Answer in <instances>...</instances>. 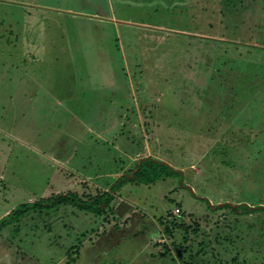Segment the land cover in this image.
<instances>
[{"label":"rangeland","instance_id":"374dc122","mask_svg":"<svg viewBox=\"0 0 264 264\" xmlns=\"http://www.w3.org/2000/svg\"><path fill=\"white\" fill-rule=\"evenodd\" d=\"M12 1L25 4L0 12V219L60 194L111 201L98 215L67 203L27 214L0 232V264L18 248L22 264H65L72 250L75 264H142L155 241L166 254L147 264H184L155 216L264 205V0ZM147 156L179 172L123 185ZM199 220L191 246L208 248L189 261L264 264V213Z\"/></svg>","mask_w":264,"mask_h":264},{"label":"trees","instance_id":"16d2710c","mask_svg":"<svg viewBox=\"0 0 264 264\" xmlns=\"http://www.w3.org/2000/svg\"><path fill=\"white\" fill-rule=\"evenodd\" d=\"M8 2L14 3V4H19V5H24L25 2H17V1H12L9 0ZM30 4V3H28ZM112 5V4H111ZM5 6H3L2 9H0V12L5 11ZM26 8H20L21 14L20 16H23V12ZM38 10V9H37ZM88 20H91L90 17H87ZM27 27V25H25ZM25 27V28H26ZM100 28L95 29L93 32L94 33H98V30ZM93 34V33H92ZM36 38V37H35ZM24 42L27 43V45H29L28 40H25ZM32 43L36 44L37 40L35 42L34 38H32ZM247 50H249V48H247ZM72 51V50H71ZM68 64V63H67ZM67 94V93H66ZM27 97V95H26ZM29 97H32L31 95H29ZM45 97V96H44ZM66 99V98H64ZM221 110V109H218ZM212 116H214L213 120H218L219 117L223 116L224 114L221 112H218L217 114L215 113H210ZM208 118V117H207ZM35 120V119H34ZM201 122H205L204 118L201 120ZM201 124V123H200ZM218 127V126H217ZM217 127L215 128V130L217 129ZM212 128V127H211ZM227 134V132L224 134V136ZM179 172V170L174 169L169 163L165 162V161H160L158 159H154L150 156L144 157L140 160L138 166H136V169L133 170L132 172L123 174L120 176V181L123 185L130 183L132 185H143V186H150V185H155L156 183H162V182H166L167 178H172L175 176V174ZM55 198H48V199H38L36 201L33 202H28V203H22L16 206V208H14L11 212H9L6 216H4L2 219H0V232L7 228V227H11V230H15L17 228H15V225L18 224L27 214L29 213H37L38 215H41V213L45 212V211H50L53 208L67 203V204H71L73 206L78 207L80 210L83 211H89L92 212L96 215L100 214L101 212H104L106 209L103 208L104 205L106 204V206H108L110 204L111 201V195L109 193H104L103 196L99 197V198H93L91 200H83L80 199L79 197H77L76 195H72L70 193L68 194H60V195H56L54 196ZM239 201H236V203H238ZM215 205V206H214ZM214 205H208V208H203L204 213L195 218L192 213H188L187 210H183V208L179 205L176 204L173 211H170L169 213H167L166 215H168L167 218H165V216H155L158 223H160L164 228V231L168 234L169 237L174 238L175 240L173 241L174 244V248L172 247V249L175 251V254L180 258V260H182V263L184 264H194L193 261H189L188 259H195L197 257H204L202 256V254H206V249L207 244L209 242V237H208V242L204 241H199L198 242V250L196 251V253H194L193 248L191 246V239H192V235H194L195 237L199 234H204V232H202V227H201V220H199V218H201L202 216H204L206 218V214L209 212L210 213V208H212V212L216 213V212H221L224 209H230L231 212H233L234 214H240V216H247L250 213H264V205L261 204H252V203H239L236 206L232 207L231 204L225 202L222 205H218V204H214ZM103 208V209H102ZM176 209H178V212H176ZM206 209H208V211H206ZM176 215V216H174ZM181 216L180 218L178 216ZM154 216V215H153ZM168 218H172L171 221H168ZM178 220L184 221L179 223ZM153 225V224H152ZM180 228H184V232L183 235L177 237L175 236V232L176 230L179 231ZM231 228L234 230L237 229V226L235 227H227ZM154 232H158L157 229L154 230ZM161 233V232H158ZM159 235V234H158ZM162 235V234H161ZM155 238L157 237V235H154ZM216 240V238L214 239ZM226 241H232V239L229 238H225ZM240 240H243L242 238ZM11 242H9L10 244ZM154 246H159L161 248V246H163L162 249H166V245L165 243H161V242H154L153 244ZM160 250V252L157 254L154 253V251L152 252H147L144 251V253L141 252L139 254L138 257H136V261L137 260H141L143 262H145V264L148 263V261H151L153 259L156 258H161V256H164L165 251L164 250ZM75 252V250H72ZM71 251V252H72ZM162 251V252H161ZM70 252L68 259L66 261L65 264H75L76 262V257L74 258L73 256L76 255L72 254ZM147 256H146V255ZM22 255V256H21ZM145 255V256H143ZM18 256L20 258H18ZM188 257L185 259V257ZM23 258H24V253L21 251V249H17L15 251V254L12 258V264H22L23 262ZM178 258V259H179ZM136 261L134 263H136ZM232 261L234 263H237V257L232 258ZM159 264H161V262H158Z\"/></svg>","mask_w":264,"mask_h":264},{"label":"crops","instance_id":"0c3cea01","mask_svg":"<svg viewBox=\"0 0 264 264\" xmlns=\"http://www.w3.org/2000/svg\"><path fill=\"white\" fill-rule=\"evenodd\" d=\"M9 0H0V3L2 4V6H5V2H8ZM52 7V6H51ZM1 41V40H0ZM147 256V255H146ZM135 261H136V259H135ZM137 261H141V260H137ZM136 261V262H137ZM148 262H150V261H148ZM142 264H145V262H143L142 261Z\"/></svg>","mask_w":264,"mask_h":264},{"label":"built area","instance_id":"2783aa9c","mask_svg":"<svg viewBox=\"0 0 264 264\" xmlns=\"http://www.w3.org/2000/svg\"><path fill=\"white\" fill-rule=\"evenodd\" d=\"M176 212H178V209H176Z\"/></svg>","mask_w":264,"mask_h":264}]
</instances>
